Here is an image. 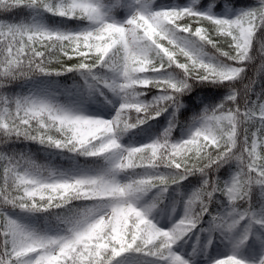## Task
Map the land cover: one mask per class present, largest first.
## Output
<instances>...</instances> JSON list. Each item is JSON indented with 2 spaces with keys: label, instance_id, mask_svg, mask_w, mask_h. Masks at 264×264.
I'll list each match as a JSON object with an SVG mask.
<instances>
[{
  "label": "snow or ice",
  "instance_id": "1",
  "mask_svg": "<svg viewBox=\"0 0 264 264\" xmlns=\"http://www.w3.org/2000/svg\"><path fill=\"white\" fill-rule=\"evenodd\" d=\"M25 7L87 20L95 26L69 32L0 20V88L34 73L82 71L121 94L122 103L116 115L106 120L75 114L43 99L0 94L3 142L24 138L84 156L111 158V168L105 174L44 175L39 165L22 155L0 153V208L46 212L73 200L99 202L61 218L66 224L63 235L37 234L0 210V264H114L129 253L153 257L164 264H189L173 246L208 212L214 193L220 192L235 203L248 200L253 186H264V102L241 111L233 92L211 109L205 107L197 117L199 125L180 142H171L166 131L154 142L122 148L117 134L136 127L130 121L132 113L143 117L137 120L142 124L169 107L178 109L179 97L191 88L189 80L223 82L237 78L243 69L236 65L248 58L254 34L264 26V0L232 19L181 8L137 12L124 23L107 21L94 0H0V13ZM176 32L210 45L233 65L204 59L187 42L179 41ZM101 66L116 73L118 79L94 76ZM172 66L183 72V79L146 75ZM140 88H156L163 94L148 103L140 99ZM228 158L239 162L230 181L205 179L188 199L184 217L171 229L157 226L147 211L135 205L137 194L156 187L166 191L168 185L189 175H206L209 168L221 166ZM160 166L174 169L177 175H145L127 183L115 178L125 170ZM230 216L216 217V224L232 229L238 221ZM216 264L244 262L228 256ZM259 264H264V258Z\"/></svg>",
  "mask_w": 264,
  "mask_h": 264
},
{
  "label": "trees",
  "instance_id": "2",
  "mask_svg": "<svg viewBox=\"0 0 264 264\" xmlns=\"http://www.w3.org/2000/svg\"><path fill=\"white\" fill-rule=\"evenodd\" d=\"M112 3L113 0H110ZM156 6H165L172 1L177 5L183 6L190 0H153ZM259 0H192L188 8H193L199 13H203L205 8L212 11H219L224 6L232 8H242L250 10L258 6ZM129 4L121 1L119 6L114 7L112 12L116 18H121L125 10L128 9ZM42 15L43 25L50 30H62L69 32L81 31L91 23L87 20L67 19L65 17L54 16L43 9L39 8H18L14 13H0V20H11L19 23H28L33 25L36 16ZM190 40L202 51L212 56L215 61L221 64L233 65L231 60L220 56L214 48L207 45L197 38L186 34ZM243 71L241 74L230 81L223 82H199L189 80L191 85L190 90H187L179 97V107H169L167 111L162 112L154 119H146L144 123H137L138 119H142L136 113L130 115V121L136 123V127L121 130L117 134V139L122 148L137 147L144 144L154 142L161 139L163 134L168 131V139L171 142H180L187 139L191 135L192 122L197 121V117L201 114L205 107L211 109L212 107L224 102L226 97L235 92V104L241 111L250 109L254 104L264 102V26H261L254 34L248 58L239 65ZM112 71L105 67H99L93 73L94 76L100 80H107ZM148 77L152 78H175L183 79V72L172 66L159 73H147ZM37 78L48 79L56 81L60 88L66 89L72 85H82L89 79L95 85L94 99L99 102L105 109L108 117L112 119L122 103V96L118 92L97 83L92 75L82 71L64 72L63 74L44 75L34 73L27 78H18L12 80L7 87L0 88V94H7L9 97H18L23 91L24 86ZM137 91L142 92L140 97L145 102H152L154 98L163 93L156 88H140ZM231 106V102H230ZM255 127V125H252ZM243 136V125L241 126V137ZM144 137L147 140H144ZM5 141V137L0 134V153H7L11 156H23L28 160L33 161L39 165L41 172L47 175L48 172L69 171L72 169L95 170L98 175L108 173L111 164L105 161L104 157H89L79 153H72L66 150L57 149L47 145H42L37 142L26 140L24 138H11ZM239 162L234 158H228L227 162L222 163L221 166H213L206 171V175L202 173H195L189 175L186 179L173 183L167 186L166 191H162L160 187L149 189L144 192L148 204L157 212L160 209H165L171 206L173 209L182 212L183 217L186 212V205L188 199L193 192L200 189L205 179L219 180L221 182H228L238 170ZM130 180L140 178L145 175H164L167 177H175L177 172L174 169L160 166L158 168H138L134 170L122 171ZM99 202L73 200L70 204L59 208L50 209L46 212H28L19 208L10 206L2 207L0 210L7 215L14 213L25 212L31 213L35 216L37 223L47 222L54 227L62 228L66 232V224L63 219L74 214L76 210L90 207ZM236 219L238 223L232 228L220 227L216 224V217H229ZM264 215V186H253L248 200L237 201L235 203L229 202L225 195L220 192L214 193L208 204V212L202 216L200 222L188 232L184 237L178 240L177 244H184L187 246L191 239L198 243V247L191 254L190 259L197 256L205 257L210 261V264L222 258L228 257L229 237L237 229L247 225L249 231L248 237H252L256 223ZM244 216L243 219H240ZM209 237V238H208ZM249 242L247 238L242 247L245 248ZM207 244V247L204 246ZM173 246V249L175 247ZM186 251H184V254ZM136 256V258L143 262L144 259L153 258L144 256L143 254L129 253ZM127 255V254H125ZM123 255V256H125ZM119 258L114 261L117 263Z\"/></svg>",
  "mask_w": 264,
  "mask_h": 264
},
{
  "label": "rangeland",
  "instance_id": "3",
  "mask_svg": "<svg viewBox=\"0 0 264 264\" xmlns=\"http://www.w3.org/2000/svg\"><path fill=\"white\" fill-rule=\"evenodd\" d=\"M121 1L127 2L129 6L128 9L125 10L121 18H116V16L111 12L114 7L119 6ZM94 2L101 8L102 13L104 14V18L107 21L124 23L127 19L135 15L137 12H149L160 9L188 8V6L192 3V0L188 1L183 6L177 5L174 1L165 6H156L153 0H113L112 3H110V0H94ZM244 11H246V9L225 6L219 11H212L209 8H205L203 10V13L214 17L232 19ZM42 25V15L36 16L33 22V26L40 27ZM94 26L95 25L90 24L82 30ZM175 35L179 41H185L187 42V46L199 51L203 55L204 59H213L212 56L208 55L200 48H198L185 33L176 32ZM117 79L118 75L112 72L107 80L112 81ZM94 92L95 85L89 79H87V82L83 83L82 85H73L67 89L59 88L55 81H49L47 79H35L28 82L24 86L23 91L19 94L18 97H32L37 99H43L75 114L110 120L102 105L96 102L93 98L92 95L94 94ZM198 125V120L192 122V128L190 133H192ZM144 140H147V138L144 137ZM105 161L111 164V158H105ZM55 173H63L67 176L98 175L95 170H85L83 168L72 169L69 171H58ZM115 178L120 183L129 182L128 177L123 172L116 173ZM134 202L139 209L147 211L148 218L151 219L154 223L157 224V226L161 227L162 229H171L183 217V214L181 212H178L171 206L165 209L164 211L156 212L155 209L148 204L144 192L137 194ZM8 216L16 220L21 225L25 226L27 229L36 232L37 234H64L62 228L54 227L53 225H50L47 222L37 223L35 217L29 213L19 212ZM248 231L249 228L246 224H244L242 228L237 229L230 236L228 255L236 256L242 259L244 264H259L260 260L264 258V215L256 223L254 234L252 235V237L247 236ZM245 237L249 238V242L246 248H242V244L246 240ZM197 247V241L191 239L187 246V249L184 247V244L180 243L175 245L173 251L188 260L189 264H209L208 260L200 256L199 253H197V256L195 258L190 259L191 254L195 251ZM184 251H186L185 254ZM115 264H164V262L156 258L144 259L143 262H141L136 258L135 255L127 254L125 256L120 257L117 263Z\"/></svg>",
  "mask_w": 264,
  "mask_h": 264
}]
</instances>
